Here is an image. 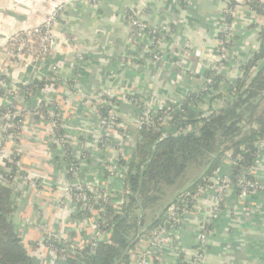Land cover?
<instances>
[{"label":"built area","instance_id":"1","mask_svg":"<svg viewBox=\"0 0 264 264\" xmlns=\"http://www.w3.org/2000/svg\"><path fill=\"white\" fill-rule=\"evenodd\" d=\"M14 1L22 2L25 0ZM100 1L101 0H66V2L69 3L89 2L92 5H97ZM219 1L223 4L222 16L220 17L218 24L219 40L217 52L219 54L217 63L212 68L216 69L218 73H222V69L227 67L225 62L229 58L234 57L233 44L231 43L234 37L233 22L239 15V11L237 10L238 6L244 4L246 5V0ZM258 1L264 5V0ZM234 2L235 4H233ZM33 5L35 6L36 4L34 3ZM249 8L253 10V8ZM64 10L65 6L63 1L50 0L46 10V17L41 25L35 26L34 28L25 27V32L21 35L18 34V30L11 29L13 30L12 33L2 39L3 43H7L13 38H17L16 48L6 49V57L9 58L10 62L8 63V67L11 66L15 70L24 68L26 69L25 71H29V69L33 72L34 70L38 71L37 69L40 68V64L43 63L47 57L57 54L56 52L59 50L60 44L57 27L60 25V21L62 20L61 15L64 13ZM228 17L232 18L231 21L227 20ZM126 19L129 26V37L127 40L130 44L133 42L134 44L143 47L141 43L147 40L148 43L146 44V47L149 48L147 49V52H160L161 47L164 46V44L161 43V40L164 38H161L159 41L154 43L155 35H153L156 33V29H158V27H155L143 20L139 14L135 12L128 13L127 10ZM65 31L68 32V29L65 28ZM68 34L69 33H67V35ZM54 39L57 41L53 46ZM65 41L71 46V34L66 37ZM189 46L190 45H187L188 50H184V54L188 58L191 55L200 54L199 50L196 48H189ZM258 49L259 45L255 48V51ZM128 50L129 49L120 55L117 61L118 67H126L127 65L134 66L138 63L137 60L127 58ZM133 58L137 59L135 57ZM77 60L78 64L86 60V55L83 51H78ZM179 63L183 64L184 62L180 61ZM51 72L53 73L52 80L54 82L45 84L44 87L37 91L30 89V91L26 90L25 93H22L20 87L16 84L19 82L11 79H9L12 82L11 84L7 80H3L0 83L1 86L7 88L5 95L0 96V104L7 106L6 111L1 114L0 118V164L5 165L6 159H8L10 162H14L17 166V172L11 180L16 196H22L24 189H19L18 184L22 183L23 176L27 175L24 169H21L20 165L22 153H20L14 145L7 148L9 149L8 154H4L7 152V149L2 150L1 148L7 145V140L9 138H11L14 142L21 143L22 134L25 132L26 117L30 116L34 119V122L37 118L38 122L42 121L48 124L49 128L45 139L46 146L49 147V144L62 145V147L66 146L70 149L69 153L72 148H77L79 151V156L72 153V162L69 164L70 167L67 166L68 164H66L65 161L64 169L66 173L62 171V175L52 176V179L45 182V185L49 188V195L51 192H56L60 198L63 197L67 201V204H64V207L59 206V209L56 210L55 213L60 212V215H57L58 220L54 221V219H52L47 221L43 219V222L38 225L41 235L38 241H36V247L31 248V251L28 249L38 264H54V261L58 257V250L55 244L51 242L52 240L63 241L70 244L73 248L78 249L84 248L87 243H90L91 248L96 245L97 237L102 236L96 216H98L100 211L105 210V202H113L117 207L123 203L122 198L118 195L119 193L123 194L125 191V183L128 174V166L125 165V163L130 160L132 145L136 141L138 130L144 126L161 128V126L167 123L170 119L168 113L169 106L167 102H156L155 104H152V107L148 108L143 106L146 102L143 98L144 96H140L136 94V92L132 91L129 93V95L132 96L128 95V98L130 99L129 102L134 105L135 112L132 120L133 126L129 127L128 124H123L124 120L122 118L120 119L121 115H119L120 113L117 109L118 104H113L108 98L116 96L118 101H120V93L109 88H104L98 91L99 97L96 101H94V99L90 101V105H92V109L97 115L95 125L98 126L99 130L97 131L98 133L96 135V139L93 141L89 140L87 139L88 136L85 134V130L83 131L79 127L69 124V122L73 121L75 118L72 119L71 116L66 117L62 105L59 104V100L63 97H60L58 94L60 88L63 89L64 93L66 92L68 94L69 88L66 86L64 78L60 75V65L58 61L55 60L51 64ZM34 78H25L20 83L32 82ZM54 83H56V85ZM211 83L212 80L207 79L206 84H202L198 87V89L207 90L206 85ZM69 87L71 88L69 95H72L71 93L75 90L74 85ZM112 91L114 93H112ZM189 91H186V93ZM18 92L22 96V101L18 100ZM79 95L84 98H92L91 95L87 94L80 93ZM5 97L7 99H4ZM68 102L71 103V99H68ZM101 106H109L107 115L104 116L101 114ZM42 108L45 112L41 110ZM60 120L63 121L60 122ZM90 125L92 126V123H90ZM60 127H63L66 131L63 136H57L55 134V130ZM188 130H194V127L189 126ZM2 131H4L6 136H3ZM96 145L107 151L106 154H102L98 157L102 164L99 171V179L93 181H81L82 174H85L83 172H86L85 170H87L83 160L86 156H88V158H86L88 160L90 157V152L86 148L92 146L95 147ZM260 150L261 149L258 143V152L255 163L249 167L242 166L236 174L235 179L233 178L232 167L233 165H237L238 162H234L231 158V152H227L223 160L229 165L228 171L223 173L215 171L202 185L197 188V191L195 190L182 195L178 203L173 204V207H169L170 209H167L168 211L164 215V219H168L172 222L175 227L173 230L176 232L183 225V221L185 219H183V217L193 214L196 211L199 206L201 196L211 188H214L216 192L215 201L209 209L211 212H208L207 216L200 224L195 247L188 252H181V250H176V247H174L172 251L175 252L173 254L176 259L180 261L183 256L184 261H187V264H202V258L204 255L203 244L205 243L206 245V242H208L210 235L208 231L211 230L210 223L219 217V214L224 206L223 196L225 194L223 191H232L241 201H247L250 196L264 191V185L258 182L255 171ZM18 155L20 158L16 159V156ZM37 163L41 167V164L43 165L44 162L39 164L37 161ZM37 163L34 164V167H38ZM50 173H52V171H48V169L45 171L43 170V172H41V179L45 180L49 177ZM108 183L112 184L111 188L108 187ZM54 186L58 187L59 190L54 191ZM39 199L41 198L37 197V200ZM92 199L99 204V207H96L91 203ZM23 201L24 200L21 199L20 203ZM55 204L57 205L59 203L55 202ZM32 205L35 206L34 204ZM88 208L90 209L88 210ZM74 209L77 210L76 214H74ZM80 211H87L92 216L86 215L88 214L87 212L81 214ZM82 215L85 218L89 219L92 217V219L95 220V225H93L91 232L82 229L80 224L77 222V217ZM18 224L20 226H18V230L23 240L25 236L22 231L23 227L27 228L29 225L37 226L36 222L30 223L28 221H20ZM160 225L149 230L141 237L136 247L130 251L131 261L129 264H152L154 260H160L166 249L170 250L169 246L163 244V242L171 233L169 231H164L163 226ZM85 228L87 229L86 225ZM88 228L91 230V226ZM168 242L171 243L170 240H168ZM175 246L177 245L175 244ZM189 258L191 260H189ZM180 262L184 264L183 261Z\"/></svg>","mask_w":264,"mask_h":264},{"label":"crops","instance_id":"2","mask_svg":"<svg viewBox=\"0 0 264 264\" xmlns=\"http://www.w3.org/2000/svg\"><path fill=\"white\" fill-rule=\"evenodd\" d=\"M1 1L0 26L7 25L15 30L41 25L50 2V0H25L20 3L14 0ZM60 1L64 2L65 10L57 27L60 38L57 54L47 57L40 64L38 71L33 72L30 69L25 71L23 68L22 79L19 82L25 78L41 77L51 73V64L56 60L60 65L61 77L65 81L72 78L75 81L76 91L69 95L73 98L71 102L74 104L80 102V93L93 96L97 91L110 85L115 92L125 96L128 93L123 91L126 86L133 87L136 93L149 91L152 93V104L160 99L165 102H177L186 91L198 89L203 84L205 70L212 67L216 60L215 40L223 11V4L219 0H190L185 6L181 5L180 0H101L97 5L89 2ZM128 9L160 29L170 31L172 26H175L170 41L191 42L202 55H191L183 60V66L180 67L176 61L180 59L178 53L182 50L177 47L175 51L178 53L172 54L174 49L172 47V51L169 47L166 48L163 61L160 63L145 59L143 64L137 63L128 69L119 70L116 66L117 61L129 37L126 19ZM237 10L239 15L233 22V50L235 58L246 61L260 44L259 32L264 24V15L251 10L245 4L238 6ZM67 33L72 36V41L69 42L71 46L65 41ZM80 50L87 58L78 64L77 56ZM131 53L138 56L136 51L131 50ZM2 57H5L8 64L9 58L6 57V53L0 52V58ZM227 69L228 73H232L226 76L230 78L237 67L231 63L229 67L227 65ZM65 83L70 94L69 83L67 81ZM60 91L59 96H64L62 88ZM259 146L261 150L255 171L258 182L264 185V140ZM228 170L229 165L222 160L216 171L223 173ZM215 196L214 188L207 190L200 198L199 206L194 212L196 214L186 217H192V221L186 219L178 231H169L178 236L184 249L191 250L195 247L200 224L215 201ZM223 204V214L211 225L212 236L208 260L205 263L264 264V191L250 196L247 201L239 200L230 191L223 196ZM44 209L43 212L37 211L29 206V203L21 208L22 215L32 212L33 216H36L37 226L29 225L22 230L25 234L23 241L31 248L36 247V241L41 235L39 223L43 222V219L58 220V212ZM158 214H153L152 218ZM20 221L22 219L19 214L15 222L18 224ZM160 260L156 264H178L168 249L163 252Z\"/></svg>","mask_w":264,"mask_h":264},{"label":"trees","instance_id":"3","mask_svg":"<svg viewBox=\"0 0 264 264\" xmlns=\"http://www.w3.org/2000/svg\"><path fill=\"white\" fill-rule=\"evenodd\" d=\"M180 2L185 6L189 1ZM246 5L264 15V5L258 0H246ZM127 12L134 11L128 9ZM231 19L227 18L228 21ZM174 32L175 26L170 31L156 29L154 43L163 37L170 40ZM259 38V49L246 61H240L238 74L233 78L212 67L207 68L203 85L207 79L212 80L206 85L207 90L194 89L177 102H167L170 119L161 128L144 126L138 130L130 160L125 163L128 166L125 191L118 195L123 203L117 207L113 202H105V210L98 214L102 236L97 237L93 248L90 243L78 249L63 241L52 240L58 250L54 264H129L130 251L141 237L165 222L167 209L151 221L148 212L156 209L170 187L181 184L189 168L204 166L205 171L188 188L181 190L168 206L178 203L182 195L202 185L219 168L227 152H231V158L238 162L232 167L234 179L242 166L255 163L258 143L264 140V24L260 27ZM16 39L8 42L9 48H16ZM149 52L139 58L138 63L143 64L145 58L152 55ZM52 75L49 72L32 82L16 84L22 93L30 89L37 91L54 82ZM3 80L12 83L0 72V83ZM66 81L69 86L75 83L73 78ZM6 92L7 88L0 85V96ZM108 98L113 104H120L116 96ZM6 109V105L0 104V118ZM108 109L109 106H101V114L107 115ZM41 110L45 112L43 108ZM189 126L194 130H188ZM65 132L63 127L55 130L57 136H63ZM2 134L6 136L4 131ZM64 150L70 151L66 146ZM71 157L65 158L68 167ZM16 172L14 162L6 159L5 165L0 164V264H38L25 246L14 218L16 192L11 180ZM91 203L99 207L94 199Z\"/></svg>","mask_w":264,"mask_h":264},{"label":"rangeland","instance_id":"4","mask_svg":"<svg viewBox=\"0 0 264 264\" xmlns=\"http://www.w3.org/2000/svg\"><path fill=\"white\" fill-rule=\"evenodd\" d=\"M16 2V1H15ZM16 3H20V2H16ZM2 4V1L0 0V6ZM219 24V23H218ZM25 28V27H24ZM21 29L18 30V34L22 33L20 31H23V33L25 32V30ZM34 28V27H33ZM14 28H10V26L7 25H2L0 26V52L2 53H6V49L9 48V43H3L2 39L6 38L9 34L12 33ZM219 29V27H218ZM15 30V29H14ZM164 39L161 40V43L164 44L163 47H161L160 52H152V56L151 57H146L145 59H147V61H152L154 60L157 63H160L163 61V54L166 52V48H169L174 52L173 53H178L175 51V49L177 50V47H179L180 50H182L180 53H178V56L180 59H178L176 62L177 64L181 67L183 66V64H180L179 62H184V59H188V57L184 54V50H188L187 45H190L189 48H196V46L194 44H192L191 42H178V41H170L168 39H166L165 37H163ZM218 30H217V39L215 40V48L217 51V46H218ZM234 40V37H233ZM232 40V41H233ZM148 43L147 40H145V42H142L141 44L143 45V47L138 46L136 44H134L133 42L130 44L128 42V40H126V43L124 44L123 50H122V54L124 51L128 50V54H127V58L131 59V60H137L139 58H143L144 55H146L147 53V48L146 44ZM178 45V46H176ZM145 47V48H144ZM173 47V49H172ZM131 50L136 51V53L138 54V56H136L135 53H131ZM217 53V57L216 60L214 61V63H212V67H214L217 63V59H218V52ZM201 54V53H200ZM202 55V54H201ZM236 54L234 55V57L229 58L225 63L228 65L231 63H234V66L237 67L239 66L240 63V59L235 58ZM120 57V56H119ZM123 57V56H122ZM133 57H137V59H134ZM153 58V59H152ZM119 59V58H118ZM6 60L5 57L2 59L0 58V71L2 72V74L6 75L9 79L19 82L22 78V69H14L13 67L9 66L8 64H6ZM117 66V65H116ZM129 67V65H127ZM118 67L119 70H125L128 69V67ZM237 69L236 72L230 77L233 78L237 73ZM222 73L226 74V76L231 75L232 73H228V69L227 67L225 69H222ZM127 87V86H126ZM124 88L123 91L126 92L128 91V93H131L132 91H135V89L133 87L128 86L127 88ZM109 89H112V86H108ZM114 91V90H113ZM112 91V93H114ZM125 96V94H120L121 99L120 100V104L118 105L117 109L118 112L120 113V119L122 118L124 120L123 124H128L129 127L133 126V118H134V112H135V108L134 105L131 104L129 101L130 99L128 98V94ZM149 91H145L142 92L141 94L136 93L140 96H144V100L146 101L144 103L143 106L146 107H152V93H149ZM134 94V93H132ZM63 95V94H62ZM18 100L22 101V96L19 94L18 92ZM90 97H86L84 98L83 96L81 97L80 95V102L78 100V104H74L73 102L69 103L68 99H73L72 97L69 96L68 93H64V96L62 97V99L59 100V104L62 105L64 112L66 114V117L71 116V118H75L73 121H70L69 124L74 125L75 127H79L81 130H85L86 131V135L88 136L87 139L89 140H95L96 139V135H97V131L99 130L98 126L95 125L96 123V114L94 112V110L92 109V105H90V101H92L94 99V101H96L99 97L98 91ZM150 97V98H149ZM4 99H7L6 97ZM78 99V98H76ZM122 101V102H121ZM162 101L160 100H155L154 102H160ZM69 104V105H68ZM26 126H25V132L22 134L21 137V143L19 142H14L11 140V138H9L7 140V145H5V147L1 148L2 150H5L11 146H15L21 154V169H24V171L27 173V175L23 176V182L18 184V188L19 189H24L22 192V196H16L15 198V202H16V207L17 210L14 214V218H18V215L20 214V218L22 219V221L26 222H36L35 221V217L33 216L32 212L31 213H26L25 216L22 215V210L21 208L29 203V206H31L32 208L37 209V211H41L45 210L44 208H48L51 209V211L53 210H57L59 209L58 207H64V204H67L66 200L62 197L60 198L56 192H51L49 195V188L47 187V185H45L46 181H49L50 179H52V176H58V175H62V171H64V173H66L64 166H65V159L67 156H72V153L74 155L79 156V151L77 148H72L71 152L69 153L67 150H64V147H62V145H50L49 147L45 145L46 143V135H47V131H48V124L42 121L39 122H34V119L31 118L30 116L26 117ZM90 121H92V126L90 125ZM90 122V123H89ZM0 139H1V135H0ZM30 147V148H28ZM96 147V148H95ZM92 146L89 148H86L90 153V157L89 160L86 159L88 158V156H86V158H84L83 162L84 165L87 167V170H85L86 172H83L85 174H82V180L81 181H93V180H97L99 179V171L102 167V164L99 160V156L102 154H106V150H103L100 146ZM26 150V151H25ZM9 149H7V152L4 154H8ZM37 161L40 163L44 162L43 165L41 164V167L38 165ZM87 162V163H86ZM37 163L38 167H34V164ZM51 164V166H50ZM48 171H52V173H50L49 177L46 178L45 180L41 179V172H43V170H47ZM205 171L204 166H192L191 168L188 169L186 176L182 179V182L179 186L174 185L172 187H170L168 189V193L166 194V196L160 201L159 205L156 207V209L154 210H150L148 212V220L151 221L152 219V215L153 214H158L159 212H161L164 208L165 209H170L171 207H173L172 205H169V202L173 201V198H175L179 193H181V190H184L186 188H188L196 179L197 176L201 175L203 172ZM80 177V175H79ZM27 181V182H25ZM109 188L112 187V184L108 183L107 184ZM106 185V186H107ZM105 186V188H106ZM181 186V187H180ZM198 188V187H197ZM197 188L195 189L197 191ZM54 191L59 190L58 187L54 186L53 187ZM224 194H226L229 191H223ZM25 193V194H23ZM27 196V197H26ZM25 197V198H24ZM37 197L41 198L39 200H37ZM23 199L24 201L20 203V200ZM58 199V200H55ZM116 201V200H115ZM55 202H58L59 204H55ZM63 202V203H62ZM75 202V201H74ZM62 203V204H61ZM32 204H34L35 206H33ZM175 204V203H174ZM170 207V208H169ZM210 209V207H209ZM208 212L210 213L211 211ZM153 211V212H152ZM168 210H166L164 212V214H166ZM224 209H222L221 213L219 214V217L223 214ZM207 212V214H208ZM77 213V210L74 209V214ZM95 214V213H94ZM163 214V215H164ZM196 213H194L195 215ZM207 214L205 215V217L207 216ZM57 215H59V212L57 213ZM155 216V215H154ZM187 216H184V222L186 219H188L189 221H192V217L190 218H186ZM204 217V219H205ZM217 217V218H219ZM99 216H96V219H98ZM216 218V219H217ZM214 219V220H216ZM77 222L80 224L81 228L84 229L85 231L91 232L93 229V225H95V220L91 218H85L83 215L82 216H78L77 217ZM37 223V222H36ZM212 225V223H210ZM85 225L87 226V229L85 228ZM89 226H91V230L90 228H88ZM163 226L164 231H172L173 229H175V227L173 226L172 222L169 221L168 219L165 220V222L160 225ZM210 233L209 238H208V242H206L203 244L204 245V252H203V262L202 264H206L205 262H207L208 260V254H209V248H210V238L212 236V228L210 231H208ZM39 239V238H38ZM171 241V243L168 242V240ZM165 241L163 242V244L168 245L170 252L173 254L175 252L172 251V249L174 247H176V250H181L182 251H186L188 252L189 250L184 249L180 243V240L178 239V236L176 234H169L166 237ZM38 241V240H37ZM24 242V241H23ZM25 246L27 247V249H30L31 251V247H29V244L26 243V241L24 242ZM175 244L177 246H175ZM196 245V244H195ZM191 251V250H190ZM174 255V254H173ZM174 260L178 262V264H182L183 261L184 264H187V261H184L183 256L181 257L180 261L178 259H176L174 257ZM189 260H191L189 258ZM161 260H154V262L152 264H156L157 262H159Z\"/></svg>","mask_w":264,"mask_h":264},{"label":"water","instance_id":"5","mask_svg":"<svg viewBox=\"0 0 264 264\" xmlns=\"http://www.w3.org/2000/svg\"><path fill=\"white\" fill-rule=\"evenodd\" d=\"M56 41H57V40H56V39H54V43H53V46L55 45Z\"/></svg>","mask_w":264,"mask_h":264}]
</instances>
